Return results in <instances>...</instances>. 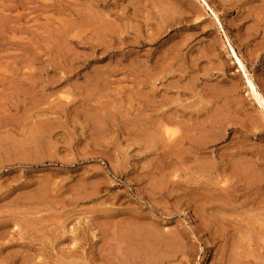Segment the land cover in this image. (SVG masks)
I'll return each instance as SVG.
<instances>
[{
	"label": "rangeland",
	"instance_id": "obj_1",
	"mask_svg": "<svg viewBox=\"0 0 264 264\" xmlns=\"http://www.w3.org/2000/svg\"><path fill=\"white\" fill-rule=\"evenodd\" d=\"M260 8L0 0V264H264V113L246 84L264 98ZM164 117L174 136L193 139L159 136ZM192 185L199 195L222 187L226 198L203 193L226 203L193 198Z\"/></svg>",
	"mask_w": 264,
	"mask_h": 264
},
{
	"label": "bare ground",
	"instance_id": "obj_2",
	"mask_svg": "<svg viewBox=\"0 0 264 264\" xmlns=\"http://www.w3.org/2000/svg\"><path fill=\"white\" fill-rule=\"evenodd\" d=\"M61 4H62V3H61ZM262 5H263V4H262ZM63 6H64V5H63ZM62 9H63V7H62ZM62 9H61V11H63ZM260 9H261V8H260ZM261 10H264V9H261ZM260 12H261V11H260ZM262 14H263V12H262ZM257 15H258V14H256V17H257ZM256 17H255V18H256ZM260 17H261V16H260ZM260 17H259V18H260ZM82 18H83V17H82ZM84 18H86V17H84ZM89 19H90V18H89ZM256 19H257V18H256ZM262 19H263V18H262ZM79 20H80V19H79ZM84 20H85V19H84ZM95 20H96V19H95ZM82 21H83V20H82ZM89 21H90V20H89ZM97 21H98V20H97ZM78 22H79V21H78ZM78 22H77V23H78ZM83 22H84V21H83ZM77 23H76V25H77ZM83 24H84V23H83ZM83 24H82V25H83ZM85 24H86V23H85ZM88 25H89V23H88ZM74 26H75V25H74ZM77 26H78V25H77ZM77 26H76V27H77ZM106 26H107V25H105V27H106ZM78 27H79V26H78ZM99 27L101 28V26H99ZM107 28H108V27H107ZM263 30H264V29H263ZM80 32H81V31H79V33H80ZM79 33H77V34H79ZM66 35H67V34H66ZM75 36H76V35H75ZM230 51H231V55H232V56L234 57V59L236 60L238 66H239L241 69H243L244 72H245V67H244V64H243L242 60L237 56L236 52L234 51V49H233L232 47H230ZM245 73H246V72H245ZM246 82H247L246 84H247V86H248V88H249V90H250V93H251L252 97L255 99V101L257 102V104L259 105V107L261 108V110H262L263 113H264V98H263L259 93H257L256 86H255V83H254L253 79H252L251 77H247V81H246ZM170 112H171V111H170ZM170 112H168V113H170ZM174 113H175V112H174ZM177 113H178V112H177ZM177 113H176V115H177ZM163 115H165V114H163ZM171 115H172V113H171ZM174 116H175V114H174ZM263 116H264V115H263ZM166 117H167V116H166ZM169 117H171V118L174 119V117H172V116H169ZM159 119H161V117H160ZM168 119H169V118H168ZM163 120H165V117H164V119H162V122H161V123H160V120L158 121V122H159L158 124L161 126L160 128H162V126H163V128H162V132H163V129H164V132L161 133L159 136L164 135V133H165V135H166V137H168V139H169V138H173V139H171V140H174V137H175V138H178V140H179V141H178L177 139H175L176 142H177V141L180 142V141H182V140L184 141V137H182V136L187 135L186 132H184L185 134L182 132L183 135L181 134V135H180V138H183V139L180 140L178 134L176 135L177 137L174 136V135H175V133H174L175 130L172 128L173 125L171 126V129H170V126H164V125H163V124H165L166 122H168L170 119L167 120V118H166V120H167V121L165 120L166 122H164ZM176 120H177V119H176ZM176 120H174V121H176ZM179 122H180V121H179ZM162 123H163V124H162ZM172 123H174V122H172ZM176 123H177V122H176ZM161 124H162V125H161ZM180 124H181V123H180ZM159 125H158V128H159ZM154 127H155V126H154ZM193 127L196 128L197 126H193ZM155 128H156V127H155ZM160 128H159V129H160ZM175 128H176V127H175ZM179 128H180V127H179ZM153 129H154V128H153ZM172 129H173V131H171ZM180 129H181V128H180ZM180 129H178V130H180ZM196 130H199V129L197 128ZM154 131H155V130H154ZM156 131H159V130L156 129ZM194 131H195V130H194ZM194 131H193V132H194ZM202 131H203V130H202ZM187 132H188V131H187ZM193 132H192V133H193ZM198 132H199V131H198ZM194 133H195V132H194ZM201 133H202V132H201ZM205 133H206V134H204V132L202 133V134H204V137H205V138H200V139H206L207 136H205V135H208L209 133H208V134H207V132H205ZM157 134H158V133H157ZM190 134H191V133H190ZM210 134H211V133H210ZM213 134H214V133H213ZM151 135H152V136H151ZM151 135H150L151 138L155 136L154 138H155L156 140H158V135L156 136V134H154V133H152ZM188 135H189V134H188ZM188 135H187V136H188ZM198 135H199V134H198ZM200 135H201V134H200ZM200 135H199V136H200ZM189 136L192 137V139H193L194 134H193V136H192V134L189 135ZM199 136H198V137H199ZM215 136H216V135H215ZM215 136L213 135L212 137H215ZM200 137H201V136H200ZM210 137H211V135H210ZM210 137H209V136L207 137L208 140H209ZM159 138H160V140L162 139V137H159ZM149 139H150V138H149ZM155 139L152 138V141H153V140L155 141ZM165 139H167V138H165ZM187 139H189V137H188ZM195 139H196V138H195ZM197 140H198V138H197ZM150 141H151V140H150ZM162 141H164V143H165L166 140L162 139ZM190 141H191V140H190ZM198 141H199V140H198ZM169 142H171V141H168V143H169ZM176 142H175V143H176ZM185 142H186V141H185ZM199 142H201V140H200ZM149 143H150V142H149ZM152 143H154V142H152ZM157 143H158V141H157ZM160 143H161V141H160ZM166 143H167V142H166ZM175 143H173V144L171 143L170 146L175 145ZM180 143H182V142H180ZM180 143H177V144L180 145ZM190 143H191V142H190ZM196 143H197V142H196ZM202 143H203V142H202ZM209 143H210V142H209ZM158 144H159V143H158ZM182 144H183V143H182ZM188 144H189V142H188ZM192 144H193V143H192ZM199 144H200V143H199ZM199 144H198V147L200 146ZM156 145H157V144H155L154 146L156 147ZM167 145H168V144H167ZM179 145L177 146L178 148H176V149H179V147H180V148L183 147V145H182V146H179ZM196 145H197V144H196ZM196 145H195V146H196ZM204 145H205V144H204ZM209 145H211V144H209ZM162 146H163V145H162ZM193 146H194V144H193ZM201 146H202V145H201ZM167 147H168V149H169V146H167ZM203 147H204V146H203ZM162 148L164 149V147H162ZM170 148L172 149V147H170ZM194 148H195V147H194ZM171 149H170V150H171ZM173 149H174V147H173ZM176 149H174V150L176 151ZM181 149H182V148H181ZM203 149H204V148H203ZM164 150H166V149H164ZM164 150H163V151H164ZM170 150H169V151H170ZM182 150H183V149H182ZM182 150H181V151H182ZM185 150H186V149H185ZM188 151H189V150H188ZM198 151H199V150H198ZM198 151H197V152H198ZM201 151H203V150H201ZM167 152H168V151H167ZM179 152H180V151H179ZM186 152H187V151H186ZM191 152H192V151H191ZM231 152H232V151H231ZM233 152H234V150H233ZM169 153L173 154L172 151H170ZM175 153H176V152H175ZM182 153H183V151H182L181 153H179V154L182 155ZM187 153H188V152H187ZM194 153H195V152H194ZM171 154H170V155H171ZM177 154H178V152H177ZM179 154H178V155H179ZM190 154H191V153H190ZM236 154H237V153H236ZM167 155H168V153H167ZM167 155H166V156H167ZM181 155H179V158L181 157ZM185 155H186V154H185ZM188 155H189V154H187L186 156H188ZM164 156H165V153H164V155L162 154V157H164ZM225 156H226V155H225ZM228 156H229V155H228ZM242 156H243V155H242ZM168 157H171V158H172V156H169V155H168ZM168 157H167V159H168ZM182 157H183V156H182ZM184 157H185V156H184ZM164 158H165V157H164ZM173 158H174V157H173ZM230 158H231V160H230V163H231V161H232L233 159H232V157H230ZM234 158H235V157H234ZM246 158H247V157H246ZM167 159H165V161H166ZM175 159H176V158H175ZM180 159H181V158H180ZM205 159H206V158H205ZM243 159H244V158H243ZM178 160H179V159H178ZM184 160H185V159H184ZM246 160H247V159H246ZM168 161H169V160H168ZM172 161L174 162V160H170V162H168V163H166V164L170 166V164L172 163ZM203 161H204V160H203ZM203 161H202V163H203V165H205V167H206L205 169H207L208 172H209V170H208V167H207L206 165L209 166V168H210L211 171H212V170L214 171V167H215L214 165L217 164V163H214V162H213V163H214V165H213L214 167H212V165L210 164L212 160L209 161V162L206 161V162L209 163L210 165H209V164H206V162L204 163ZM226 161H229V160L226 159ZM234 161H235V160H234ZM234 161H233V162H234ZM239 161H240V163H239V162H237V163H239L240 165L237 166V165H234V164H233L232 167H233V166H237V167H239L238 169H240V166H241V164H242L241 161H243V160L240 159ZM244 161H245V160H244ZM166 162H167V161H166ZM246 162H247V161H246ZM169 163H170V164H169ZM213 163H212V164H213ZM228 163H229V162H228ZM225 164H226V163H225ZM247 164H248V163H247ZM250 164H251V163H250ZM203 165L201 166V168L203 167ZM244 165H246V163L242 164L241 169H242L243 167H245ZM210 166H211V167H210ZM249 166H251V165H249ZM199 167H200V166H199ZM237 167L235 168V170L232 169V168H230V169L233 170V172L235 173V176H236V172H237V170H238ZM246 167H248V165H246ZM251 167H252V166H251ZM168 168H169V167H168ZM211 168H212V169H211ZM226 168H227V167H225V169H226ZM248 168H249V167H248ZM248 168H247V170H248ZM252 168H253V167H252ZM252 168L250 169V170H251L250 173H251V172H254L255 167H254L253 171H252ZM203 169H204V167H203ZM203 169H200V170H201L202 172H204L205 169H204V170H203ZM216 169H217V167H216ZM216 169H215V170H216ZM219 169H220V168L218 167V170H219ZM230 169H229V171H230ZM236 169H237V170H236ZM241 169H240V170H241ZM244 169H245V168H244ZM174 170H175V169H174ZM200 170H199V172H200ZM220 170H221V169H220ZM222 170H224V169H222ZM245 170H246V169H245ZM245 170H241V171H239V173L242 174V175H240V176H242V179L240 178L241 180H244V178H247V173H248V172L246 173ZM172 171H173V170H172ZM172 171H171V172H172ZM229 171H228V172H229ZM248 171H249V170H248ZM255 171H258V170L256 169ZM176 172H177V171H176ZM202 172H201V173H202ZM208 172H207V173H208ZM218 172H219V171H218ZM218 172L215 173V174L218 175ZM184 173H185V172H184ZM197 173H198V171H197ZM204 173H205V177H207V175H206V174H207L206 171H205ZM204 173H203V174H204ZM211 173H212V172H210V174H211ZM225 173H227V170H225ZM231 173H232V172L230 171V173H228V174H231ZM199 174H200V173H199ZM210 174L208 173V175H210ZM228 174H226V175H227L226 177H229V176H230V175L228 176ZM237 174H238V172H237ZM256 174H257V173H256ZM259 174H260V172H259ZM231 175H233V174H231ZM250 175H252V174H250ZM254 175H255V173H254ZM201 176H202V175H201ZM210 176L212 177V175H210ZM213 176H214V175H213ZM215 176H216V175H215ZM237 176H239V175H237ZM237 176H236V177H237ZM240 176H239V177H240ZM248 176H249V174H248ZM252 176H253V175H252ZM252 176H250V178H251ZM230 177L233 178V176H230ZM239 177H237V178H239ZM202 178H203V177H202ZM207 178H210V177H207ZM252 178H254V177H252ZM257 178H258V177H256V175H255V179H257ZM260 178H261V177H260ZM260 178H259V179H260ZM226 179H227V178H226ZM229 179H230V178H229ZM233 179H234V178H233ZM248 179H249V178H248ZM248 179H247V180H248ZM202 180H203V179H202ZM206 180H208V179H206ZM206 180H204V181H206ZM227 180H228V179H227ZM241 180H240V181H241ZM247 180H244V181L246 182ZM252 180H253V179H252ZM237 181H238V179H237ZM237 181H236V182H237ZM248 181H249V180H248ZM248 181H247V182H248ZM189 182H191V181H189ZM226 182L228 183V181H226ZM238 182H239V181H238ZM238 182H237V184H238ZM247 182H246V183H247ZM251 182H252V181H251ZM254 182L258 183L259 181H258V182H257V181H254ZM254 182H253V183H254ZM192 183H193V182H192ZM194 183H197V181L194 182ZM198 183H199V182H198ZM210 183L213 185L212 182H210ZM210 183H208L209 186H210ZM232 183H234V182H232ZM239 183H241V182H239ZM242 183H243V182H242ZM174 184H175V183H174ZM200 184H201V182H200L198 185H200ZM249 184H250V182H249ZM254 184H255V183H254ZM258 184H259V183H258ZM258 184H256V185H258ZM194 185H195V184H194ZM198 185H197V186H198ZM215 185H216V184H215ZM227 185H228V184H227ZM229 185H230V184H229ZM244 185H245V184L243 183V186H244ZM246 185H247V184H246ZM256 185H255V187H256ZM188 186H189V183H188ZM192 186H193V185H192ZM203 186H206V184L203 185ZM209 186H206V187L208 188ZM233 186H234V184L232 185L231 189L233 188ZM239 186H240V184H239ZM239 186H238V187H239ZM241 186H242V185H241ZM252 186H253V185H252ZM193 187H194V186H193ZM200 187H201V186H200ZM215 187H216V186H215ZM219 187H220V186H219ZM219 187H218V188H219ZM225 187H226V186H225ZM238 187H237V188H238ZM245 187H246V186H245ZM248 187H249V186H248ZM221 188H222V187H221ZM221 188H220L219 192H217V193H220V192L223 193V192L221 191ZM223 188H224V187H223ZM240 188H241V187H240ZM246 188H247V187H246ZM249 188H250V187H249ZM253 188H254V186H253ZM188 189H189V188H188ZM227 189H228V188H227ZM231 189H230V190H231ZM244 189H245V188H244ZM244 189H243V191H244ZM195 190H196V189H195V187H194V189H193V194H194L196 197H194V195H193V198H197V197H199L200 195H202V193L205 192L206 188H205V190H204V187H203V191H202V193H201L200 195H199V193L195 194V192H196ZM228 190H229V189H228ZM230 190H229V191H230ZM236 190H237V189H236ZM249 190H251V189H249ZM258 190H259V189H258ZM258 190H257V191H258ZM188 191H189V190H188ZM194 191H195V192H194ZM213 191H215V193H216L217 190H211L210 192H209V190H208V191L206 190L207 193H210L209 195H212L211 192L213 193ZM223 191H226V190H223ZM237 191L239 192V191H241V190L238 189ZM245 191H246V190H245ZM252 191H253V190H252ZM198 192H199V189H198ZM200 192H201V190H200ZM217 193H216V194H217ZM230 193H231V192H230ZM233 193L236 194V191H235V192L233 191ZM233 193H231V194H233ZM253 193H254V191H253ZM226 194H227V193H226ZM239 194H240V193H239ZM254 194H255V193H254ZM257 194H258V193H257ZM198 195H199V196H198ZM204 195H205V197H204ZM209 195L206 194V193H205V194L203 193L202 196H203L204 199H206V197L209 196ZM214 195H215V194H214ZM227 195H228V194H227ZM227 195H226V196H227ZM236 195H237V194H236ZM255 195H256V194H255ZM255 195H254V196H255ZM218 196H219V195H218ZM218 196H216L217 199H216L214 196H213L214 198H212V200L214 199V200H216V202H215L214 200H213V202H211L212 200L209 202L210 199H209V200L206 199V200H208V203H214V202H215L216 204L218 203L217 205H219V204H220L221 202H223V201H224V203H226V200H227V199H226V200H225V199L222 200V198H220V196H219V197H218ZM221 196H222V195H221ZM223 196L225 197L224 193H223ZM233 196H235V195H233ZM256 196H257V195H256ZM189 197H192V196H189ZM224 197H223V198H224ZM227 197H228V196H227ZM241 197H242V196H241ZM241 197H240V198H241ZM193 198H190V199H193ZM201 198H202V197H201ZM203 198H202V200H203V203H204L205 205H204L203 203H201V205L203 204L204 206H206V203L204 202V199H203ZM209 198H210V197H209ZM225 198H226V197H225ZM229 198H232V197H229ZM233 198H234V197H233ZM240 198H239L237 201H239ZM258 198H259V197H258ZM197 199H198V198H197ZM199 199H200V198H199ZM234 199H235V198H234ZM244 199H245V197H244ZM244 199H241V201L244 200ZM259 199H260V198H259ZM261 199H262V198H261ZM188 200H189V198H188ZM193 200H194V199H193ZM217 200H218L219 202H217ZM221 200H222V201H221ZM228 200H229V199H228ZM231 200L233 201V199H231ZM235 200H236V199H235ZM190 201H192V200H190ZM199 201H200V200H199ZM244 201H246V200H244ZM259 201H260V203H261V200H259ZM206 202H207V201H206ZM256 202L258 203V200H257ZM208 203H207V205H208ZM215 203H214L213 205H215ZM229 203H230V202H229ZM229 203H228V204H229ZM240 203H241V202H240ZM192 204H194V203H192ZM197 204H198V203H197ZM235 204H236V203H235ZM242 204H243V203H242ZM258 204H259V203H258ZM203 205L200 206V207H204ZM211 205H212V204H211ZM213 205H212V206H213ZM221 205H222V204H221ZM221 205H220V206H221ZM236 205H237V204H236ZM236 205H234L233 207H236ZM208 206H209V205H208ZM224 206H226V205H224ZM224 206H223V207H224ZM229 206H230V204H229ZM229 206H228V207H229ZM254 207L256 208V206H254ZM258 207H259V206H258ZM258 207H257V209L259 210ZM263 207H264V206H263ZM263 207H262L261 209H264ZM217 208H218V207H217ZM238 208H239V207H238ZM238 208H236V209H238ZM255 208L252 209V211H253V210H256ZM203 209H204V208H202V210H203ZM247 209H248V208H247ZM230 210H231V208H230ZM233 210H234V209H233ZM239 210H240V212L242 211V209H239ZM243 210H244V209H243ZM258 210L256 211L257 213H258L259 211L261 212V210H259V211H258ZM237 211H238V210H237ZM237 211H233V212L231 211V212L234 214V212L237 213ZM252 211H251L250 214H253V213H254V211H253V212H252ZM262 211H264V210H262ZM219 212H220V214H221V210H219ZM229 212H230V211H229ZM231 212H230V214H231ZM240 212L238 211V213H240ZM243 212H245V211H243ZM247 213L249 214V212H247ZM247 213H244V214L246 215L245 218H246L247 215H248ZM261 213H262V212H261ZM263 213H264V212H263ZM231 215H232V214H231ZM235 215H236V218H238L237 215H239V214H235ZM241 215H242V214H241ZM241 215H239V216L241 217ZM257 215H258V214H257ZM257 215H256V213H255V217H259V216H257ZM221 216H222V215H221ZM233 216H234V215H233ZM250 216H251V215H250ZM252 216H254V215H252ZM263 216H264V215H263ZM263 216H261V217H263ZM230 217H231V216H230ZM261 217L256 218V219L259 221ZM127 218H128V217H126V219H127ZM222 218H223V217H222ZM222 218L220 217V219H222ZM241 218H242V217H241ZM249 218H250V217H249ZM263 218H264V217H263ZM263 218H262L261 220H264ZM129 219H130V217H129ZM135 219H136V218H135ZM232 219H233V218H232ZM242 219H244V218H242ZM251 219H252V218H251ZM251 219L247 222L248 224H245L246 221H245L244 224L249 226V222H250V221H253V219H252V220H251ZM256 219H255V220H256ZM130 220H131V219H130ZM223 220H224V218H223ZM223 220H222V221H223ZM246 220H247V219H246ZM136 221H137V220H136ZM141 221H142V220H141ZM141 221H140V222H141ZM234 221H235V220H234ZM127 222H128V221H127ZM235 222H236V221H235ZM241 222H242V221H241ZM124 223H125V221H124ZM141 223H142V222H141ZM147 223H148V222H147ZM152 223H153V222H152ZM255 223L257 224V221H255L253 225H255ZM134 224H135V222H134ZM137 224H139V226H140V223H137ZM137 224H136V225H137ZM244 224H243V225H244ZM262 224H264V222H262V223L260 224V226H261ZM127 225H129V224L127 223ZM141 225H142V224H141ZM150 225H151V224H149V226H150ZM230 225H231V224H230ZM235 225H236V224H235ZM250 225H252V222H251ZM258 225H259V224H257L256 226H258ZM137 226H138V225H137ZM149 226H148V227H149ZM234 227H235V226H234ZM243 227H244V226H243ZM246 227H247V226H246ZM144 228H145V227H144ZM244 228H245V227H244ZM249 228H251V227L249 226ZM259 228H260V227H259ZM261 228H262V227H261ZM261 228H260V229H261ZM120 229H121V228H120ZM135 229H137V228H135ZM154 229H155V228H153L152 230H154ZM232 229H233V228H232ZM240 229H241V228H240ZM245 229H246V228H245ZM260 229H259V230H260ZM125 230H126V229L121 230V231L123 232V231H125ZM138 230H139V229H138ZM147 230H148V229H147ZM149 230H151V229H149ZM149 230H148V231H149ZM242 230H244V229H242ZM132 231H134V230H132ZM244 231H245V230H244ZM246 231H248V228H247ZM246 231H245V232H246ZM249 231H251V230H249ZM249 231H248V233H249ZM260 231H261V230H260ZM260 231H259V232H260ZM119 232H120V231H119ZM126 232H127V231H126ZM140 232H141V231H139L138 233H140ZM142 232H143V231H142ZM153 232H154V231H153ZM153 232H152V233H153ZM117 233H118V232H117ZM128 233H129V231H128ZM138 233H137V234H138ZM149 233H150V232H149ZM154 233H155V232H154ZM159 233H161V232H159ZM162 233H163V232H162ZM162 233H161V235H163ZM170 233L172 234V232H170ZM261 233L264 234V232H261ZM132 234H134V233H132ZM144 234H145V233H144ZM119 235H120V234H119ZM142 235H143V234H142ZM155 235H156V234H155ZM169 235H170V234H169ZM256 235H257V234H256ZM127 236H128V235H127ZM134 236H135V235H134ZM153 236H154V235H153ZM157 236H158V235H157ZM176 236H178V234H177ZM246 236H247V235H246ZM115 237H116V236H115ZM136 237H137V236H136ZM136 237H135V238H136ZM146 237H147V235H146ZM160 237H161V236H160ZM259 237H260V236H259ZM259 237H258V238H259ZM118 238L121 239V238H123V237H118ZM118 238H117V240H118ZM164 238H165V237H164ZM170 238H171V237H170ZM173 238H175V237H173ZM120 239H119V240H120ZM128 239H129V237L126 238V240H128ZM259 239H260V238H259ZM259 239H258V240H259ZM115 240H116V239H115ZM137 240H138V239H137ZM141 240H143V239H141ZM145 240H147V239H145ZM148 240H149V239H148ZM166 240H167V237H166ZM175 240H176V239H175ZM263 240H264V239H263ZM124 241H125V240H124ZM124 241H123V242H124ZM133 241H134V240H133ZM143 241H144V240H143ZM150 241H151V240H150ZM157 241H159V240H157ZM162 241H163V240H162ZM129 242H130V241H129ZM129 242H127V245L130 244ZM131 242H132V241H131ZM140 242H141V241H140ZM147 242H148V241H147ZM152 242H154V241H152ZM128 243H129V244H128ZM144 243H145V242H144ZM117 244H118V242H117ZM120 244H121V242H120ZM125 244H126V243H125ZM125 244H124V245H125ZM133 244H134V243H133ZM136 244H137V242H136ZM166 244H167V243H166ZM171 244H172V243H171ZM122 245H123V244H122ZM122 245H120V246H122ZM124 245H123V246H124ZM134 245H135V244H134ZM139 245H141V244H139ZM142 245H144V244H142ZM145 245H146V243H145ZM145 245H144V246H145ZM160 245H161V244H160ZM129 246H130V245H129ZM129 246H127V247H129ZM144 246H142V247H144ZM127 247H126V249H127ZM146 247H148V246L146 245ZM146 247H145V249H146ZM156 247H158V245H157ZM164 247H165V246H164ZM171 247H172V246H171ZM117 248H118V247H117ZM121 248H122V247H121ZM123 248H124V247H123ZM123 248H122V250H123ZM136 248H137V246H136ZM138 248H139V247H138ZM138 248H137V249H138ZM168 248H169V247H168ZM126 249H125V250H126ZM162 249H163V248H162ZM141 250H142V249H141ZM143 250H144V248H143ZM152 250H154V248H153ZM155 250H156V249H155ZM155 250H154V251H155ZM167 250H168V249H167ZM120 251H121V250H120ZM127 251H128V250H127ZM130 251H131V250H130ZM135 251L137 252V250H135ZM147 251H148V250H147ZM122 252H123V251H122ZM128 252H129V251H128ZM124 253H125V251H124ZM124 253H123V254H124ZM140 253H142V251H141ZM156 253H157V251H156ZM119 254H121V253H119ZM127 254H129V253H127ZM147 254H148V253H147ZM136 255H137V254H136ZM121 256H122V255H120V256H118V257H121ZM130 256H131V257H129V258L132 259L133 254L130 255ZM139 256H140V255H139ZM141 256H142V255H141ZM154 256H155V255H154ZM147 257H148V256H147ZM149 257H151V255H149ZM160 257H161V256H160ZM162 257H163V256H162ZM162 257H161V259H162ZM122 258H123V257H122ZM122 258H119L120 261H121ZM141 258H142V257H140V259H141ZM157 258H158V256H157ZM130 259H129V260H130ZM136 259H137V258H136ZM151 259H152V261H154L153 258H151ZM145 260H147L146 257H145ZM155 260H156V258H155ZM158 260H159V258H158ZM132 261H133V260H132ZM161 261H163V260H161ZM123 262H124V261H123ZM130 262H131V261H130ZM156 262H157V261H156ZM118 263H119V262H118ZM128 263H129V262H128ZM128 263H127V264H128ZM133 263H134V261L132 262V264H133ZM150 263H151V262H150ZM153 263H155V262H153ZM160 263H161V262H160ZM162 263H163V262H162ZM119 264H120V263H119ZM145 264H146V263H145ZM155 264H156V263H155Z\"/></svg>",
	"mask_w": 264,
	"mask_h": 264
}]
</instances>
